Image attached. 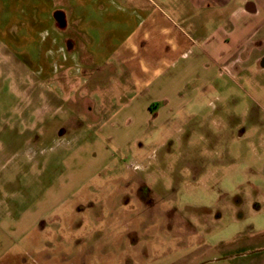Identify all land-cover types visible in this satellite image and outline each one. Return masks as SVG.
<instances>
[{"label":"rangeland","instance_id":"rangeland-1","mask_svg":"<svg viewBox=\"0 0 264 264\" xmlns=\"http://www.w3.org/2000/svg\"><path fill=\"white\" fill-rule=\"evenodd\" d=\"M203 11L191 0H0V257L5 234L80 184L144 183L152 206H129L140 246L104 264H264V67L211 50ZM144 88L154 114L169 100L147 126Z\"/></svg>","mask_w":264,"mask_h":264},{"label":"crops","instance_id":"crops-1","mask_svg":"<svg viewBox=\"0 0 264 264\" xmlns=\"http://www.w3.org/2000/svg\"><path fill=\"white\" fill-rule=\"evenodd\" d=\"M233 1L191 0L196 9H204L207 17L203 20L206 23L212 21L215 25L211 36L212 40L218 37L219 45L211 43V50L212 48L224 50L229 62L237 67L258 63L264 58V0H237V7L228 15L227 10ZM244 7L247 13L241 12ZM195 27L200 29L202 24L196 23ZM253 37L254 40L251 39ZM209 39L211 41V37ZM141 46L146 47L142 42ZM162 70L163 75L167 76L169 69ZM143 93L147 96H143L139 111L146 116L147 126L162 118L165 111L169 112V100L160 99L165 103L154 114L156 111H152L150 106L159 99L149 96V89H141L139 94ZM131 110H134L133 103L127 105L125 109L127 112ZM123 111L121 109L116 113L114 121ZM127 116L130 119L133 117L132 114ZM109 124L103 125V132L111 136ZM106 128L110 130L107 132ZM151 191L144 183L135 186L115 185L111 190L103 186L80 184L71 190L70 204L66 203L68 200H64L58 205L46 206L37 218H31L26 222L29 225L15 235L17 237L5 234L7 249L3 251L1 257L3 255L9 257L5 261H0V264H104L108 259L102 256L110 255L112 249L116 250L114 253L118 255L135 254L140 246L137 224L142 216L132 213L129 206L133 204L138 207L144 204L152 206ZM85 192L86 197L82 196L79 199V195ZM150 218L152 217L148 219ZM66 222H72L71 225H67V229L72 233L63 236L60 230L64 228ZM113 224L120 231L112 230ZM20 242H22L20 250L17 252L12 250L11 254V249ZM94 255H98V258H94Z\"/></svg>","mask_w":264,"mask_h":264},{"label":"water","instance_id":"water-1","mask_svg":"<svg viewBox=\"0 0 264 264\" xmlns=\"http://www.w3.org/2000/svg\"><path fill=\"white\" fill-rule=\"evenodd\" d=\"M55 16L57 18V16H63V15L60 14V13H56ZM57 19H58V21L63 22V17H60V18H57Z\"/></svg>","mask_w":264,"mask_h":264},{"label":"flooded vegetation","instance_id":"flooded-vegetation-1","mask_svg":"<svg viewBox=\"0 0 264 264\" xmlns=\"http://www.w3.org/2000/svg\"><path fill=\"white\" fill-rule=\"evenodd\" d=\"M261 66L264 67V58L261 60Z\"/></svg>","mask_w":264,"mask_h":264}]
</instances>
